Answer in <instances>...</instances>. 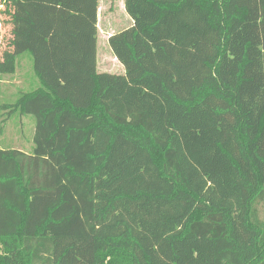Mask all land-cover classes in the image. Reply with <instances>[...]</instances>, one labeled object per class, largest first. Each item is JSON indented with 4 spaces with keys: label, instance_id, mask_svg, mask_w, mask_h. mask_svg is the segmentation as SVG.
Returning a JSON list of instances; mask_svg holds the SVG:
<instances>
[{
    "label": "trees",
    "instance_id": "obj_1",
    "mask_svg": "<svg viewBox=\"0 0 264 264\" xmlns=\"http://www.w3.org/2000/svg\"><path fill=\"white\" fill-rule=\"evenodd\" d=\"M38 86L0 145V264H264V0H125L97 71L99 0H0ZM1 131V129H0Z\"/></svg>",
    "mask_w": 264,
    "mask_h": 264
},
{
    "label": "rangeland",
    "instance_id": "obj_2",
    "mask_svg": "<svg viewBox=\"0 0 264 264\" xmlns=\"http://www.w3.org/2000/svg\"><path fill=\"white\" fill-rule=\"evenodd\" d=\"M113 4V7H112ZM118 0H99L98 14V50H97V71L123 74L124 67L113 62V55L106 36L113 31L123 28L114 17L118 11ZM4 7H0V58L3 52L10 50L9 39L12 28L10 17L4 13ZM118 13V12H117ZM115 21H114V20ZM114 23V26L110 27ZM110 28V29H109ZM109 29V30H108ZM108 63V69L100 67V61ZM39 82L33 71V63L29 56H25L19 68L13 74H4L0 78V105L14 103L23 93L32 91ZM0 145L3 147L19 148L31 151L33 148V135L35 119L32 115H22L19 112L9 113L0 107ZM264 214V204L260 208Z\"/></svg>",
    "mask_w": 264,
    "mask_h": 264
},
{
    "label": "crops",
    "instance_id": "obj_3",
    "mask_svg": "<svg viewBox=\"0 0 264 264\" xmlns=\"http://www.w3.org/2000/svg\"><path fill=\"white\" fill-rule=\"evenodd\" d=\"M113 1L114 0H112V3H113ZM112 7H113V4H112ZM117 9H118V13L116 12L115 14H114V17H117L116 19L118 20V21H120V25H123V28L122 29H119V30H117V31H113L112 33H109L107 36H106V41H107V43H108V39H109V37L113 34V33H115V32H118V31H120V30H123V29H125V28H128V27H130V26H132L133 25V22H134V20L129 16V14L127 13V11H126V8H125V0H118V6H117ZM99 10V9H98ZM99 12V11H98ZM99 14V13H98ZM114 20V19H113ZM115 21V20H114ZM112 26H114V23L113 24H111L110 25V27H112ZM110 29V28H109ZM108 29V30H109ZM97 50H98V43H97ZM112 55H113V53H112ZM113 62L116 64V65H118V63H120L119 61H118V59L113 55ZM105 61V60H104ZM103 60L102 61H100V67H101V69H103V70H107L108 69V63L107 62H104ZM121 64V63H120ZM122 65V64H121ZM123 66V65H122ZM125 71V70H124ZM107 72V71H106Z\"/></svg>",
    "mask_w": 264,
    "mask_h": 264
}]
</instances>
